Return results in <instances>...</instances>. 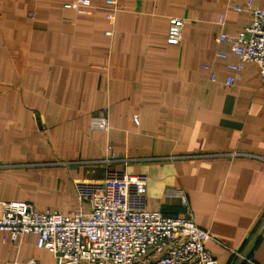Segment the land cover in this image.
<instances>
[{"label":"crops","instance_id":"crops-1","mask_svg":"<svg viewBox=\"0 0 264 264\" xmlns=\"http://www.w3.org/2000/svg\"><path fill=\"white\" fill-rule=\"evenodd\" d=\"M88 1L0 0V201L87 211L74 181L142 174L146 208L192 218L218 264H264V83L254 62L230 71L238 58L216 40L249 23L231 5L264 0H117L112 23ZM170 17L184 20L176 45ZM108 146L119 160L87 162ZM7 236L0 264L55 262L36 234Z\"/></svg>","mask_w":264,"mask_h":264},{"label":"built area","instance_id":"built-area-1","mask_svg":"<svg viewBox=\"0 0 264 264\" xmlns=\"http://www.w3.org/2000/svg\"><path fill=\"white\" fill-rule=\"evenodd\" d=\"M88 3L76 0L71 6L78 9ZM100 6L111 11L106 15L110 23L115 12L121 10L117 0H103ZM230 9L247 12L250 20L243 30L234 34L220 32L216 37L238 58L237 63H229L227 67L238 72L245 62H254L264 83V10L250 1L231 5ZM223 21L220 17L217 23ZM183 25L182 18H168V44L180 42ZM105 34L111 35V31ZM215 56L227 57L222 52ZM210 80H214L213 74ZM233 82V76L229 75L224 84L229 86ZM91 127L106 131L109 125L105 117L94 116ZM214 155L218 154H203ZM117 160L118 154L108 146L105 157L87 162L107 168ZM74 185L77 198L87 206V211L38 212L29 202L0 201V232L8 234L3 240L18 246L25 234L34 233L36 246L52 255L53 264H218L206 247L212 236L192 218L167 216L146 208L144 175L107 171L101 178L77 180ZM23 264L41 263L27 259Z\"/></svg>","mask_w":264,"mask_h":264}]
</instances>
